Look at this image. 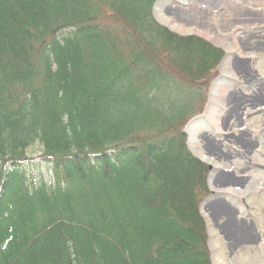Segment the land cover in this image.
I'll use <instances>...</instances> for the list:
<instances>
[{"label":"trees","instance_id":"16d2710c","mask_svg":"<svg viewBox=\"0 0 264 264\" xmlns=\"http://www.w3.org/2000/svg\"><path fill=\"white\" fill-rule=\"evenodd\" d=\"M154 1L0 0V264H211L183 127L222 53Z\"/></svg>","mask_w":264,"mask_h":264},{"label":"rangeland","instance_id":"374dc122","mask_svg":"<svg viewBox=\"0 0 264 264\" xmlns=\"http://www.w3.org/2000/svg\"><path fill=\"white\" fill-rule=\"evenodd\" d=\"M169 0H156L152 7V13L155 16V19L165 25L166 28H168L170 31L174 33H178L182 36H198L205 40H208L211 42L217 49L221 51V57L218 63L215 64L213 69H209L207 73L205 74V77L207 78L206 89L203 88L204 93H206V100L203 103L202 108L203 114L201 116L205 115L206 112V119L203 120L202 125L205 124L208 126L209 131V137L214 136L217 139H221L220 142L225 141V143H228L230 148V152H223L220 148V144L218 141H215L214 144L212 142H203L201 143V139L197 140L196 138L192 137L189 133L186 134V142L188 144V147L190 151L204 164L207 165L208 171H207V178H206V185L208 192L205 195V197L200 202V212L202 214V217L204 219L206 233H207V241H206V249L209 255V260L211 264H219L216 260L221 257V253L223 252L221 249H217L216 244L219 243L220 239H223L225 235L224 233H227L225 229L222 230V232L218 231L214 225L211 226L209 224V221L207 220V216L204 213V209H206L205 206H207L209 200L211 198H214V188L212 182L216 180L213 176L214 173V166L211 164V162L215 161L218 163H232L234 162V159L244 160L246 159L250 168L245 169L248 174L239 173L236 174L235 170L233 169L224 171V176L218 180H220L223 183H220V188H226V190H236L239 193L247 192L243 199L244 205L245 201L249 199L248 195L253 194L251 191H255V194L257 195V198H255L254 201L257 202L255 204V209L252 208V212L255 211V214L258 215L259 219L264 218V208H262L264 204V186H261L264 184V166L259 161H255V150L258 149L261 144L260 139L257 138L258 136L254 134L253 130L256 128L257 122L260 121L261 114L258 118L252 119L248 118L247 116L242 115L241 112H239V117L242 119L243 123H241L242 128L240 130L241 135L244 139H246L248 142L242 143L236 138L232 139H226L224 140L225 136L224 133H226L227 129L226 127L217 119L219 118V115L221 113V107H222V98L223 95H220L218 97V100L216 102L213 101L215 90L221 86L223 82L229 83L234 81V78L232 76L227 75V73H223V69L225 71V68H232L234 71H236L240 76H244V79L249 84H255V80L252 79L254 75H256V72L261 74L264 72V65H261L263 62L259 61V63L255 64L254 62H250L248 56L254 57L255 54H258L259 52L264 51V42H261L260 44L251 43L250 41H245L246 44L244 45L246 54L241 56L242 54H239V59L242 61H245L247 63V70H242L239 68L236 64H233L229 62V52L227 50V47H231L234 51H236V46L239 48L235 38L233 37L232 33L236 31V28L238 29L241 27L244 29L245 27H249L252 25L253 28L258 27V25L264 20V11H256L257 9H263L264 6L260 4V6H256L260 0H252V4L254 6L250 8L251 10H248V8H240L235 5H233L235 0H191V3L189 6L186 5V3L178 4L173 3V1ZM163 4V6H161ZM173 4L174 8L172 9H164L167 5ZM162 8V9H161ZM255 9V10H254ZM236 18H244L247 19L248 22H238V24L232 25L233 19ZM172 19L173 22H169ZM243 19V20H244ZM253 21V24L251 23ZM258 21V22H255ZM264 25V22H262ZM183 25V26H181ZM233 26V27H232ZM231 27L233 30H231ZM226 32V33H225ZM261 32L258 33V35H261ZM222 34V36H221ZM229 35L230 37H224L223 35ZM240 49V48H239ZM260 49V50H258ZM262 49V50H261ZM258 50V51H257ZM250 51H253L252 53ZM260 57H263L264 54L259 55ZM259 57V59H260ZM228 65V66H227ZM255 73H252V71ZM217 83H219L217 86H215ZM225 86V85H224ZM223 86V87H224ZM241 87V85H239ZM264 88V87H263ZM214 89V91H213ZM225 89V87H224ZM264 90V89H263ZM264 92V91H263ZM215 107L217 109L218 116L216 112L212 114L208 111V107L211 106ZM264 103V102H263ZM230 105L235 106L234 103L229 104L226 106V109L230 110ZM202 110V109H201ZM210 110V109H209ZM231 114V121L238 120V114L235 112V110L232 108L230 111ZM264 119V116H262V119ZM222 122V120H221ZM238 122V121H237ZM226 125V124H225ZM229 128V125L227 126ZM251 129V131H250ZM251 135V136H250ZM229 140V141H227ZM257 142H254V141ZM264 143V142H263ZM233 147L239 148V150H234ZM42 146L40 144H36L33 147L29 148L27 151V155L34 159L32 163H25L24 169L27 172L28 176H32L35 181H39L41 178L50 181L51 178L54 177L53 170L51 167V163L47 160L41 159ZM202 152H200V151ZM203 154L208 155L212 159L210 162L203 159ZM231 156V157H230ZM249 157V159L245 158ZM262 158H264V154L261 155ZM257 163L256 167H253L254 163ZM251 169V170H250ZM251 173V176L253 175V184L248 186L250 179L245 177H249L248 175ZM246 175V176H245ZM213 179V180H212ZM248 179V180H247ZM218 184V185H219ZM241 195V194H240ZM242 197L238 196L235 203L237 204L236 207H238L240 204L243 205ZM240 205V206H241ZM240 206L238 208H240ZM257 210V211H256ZM214 211V210H213ZM251 211V209H250ZM212 212V211H211ZM258 213V214H257ZM217 220V224L222 226L224 223H226V217H224L222 214L218 217H215ZM251 219H254V216L251 215ZM264 221V220H263ZM213 229H216L218 232V235L216 236L217 240L213 238L212 232H214ZM232 230L234 231V228L232 227ZM212 231V232H211ZM223 233V234H222ZM229 233V232H228ZM237 238V237H236ZM226 241V239H224ZM230 244H233V247L239 246L241 243L239 241H235V239L230 240ZM249 244V243H248ZM252 244V243H251ZM213 245L214 247L213 249ZM247 247L243 249L244 254L247 255ZM234 252V250H233ZM239 253V252H238ZM237 253V254H238ZM238 256H235L236 258ZM229 262V261H228ZM250 264H255L254 262H250Z\"/></svg>","mask_w":264,"mask_h":264},{"label":"bare ground","instance_id":"6f19581e","mask_svg":"<svg viewBox=\"0 0 264 264\" xmlns=\"http://www.w3.org/2000/svg\"><path fill=\"white\" fill-rule=\"evenodd\" d=\"M166 1V0H165ZM173 1V3H178V4H183L186 3L187 6L190 5L191 0H169ZM168 1V2H169ZM229 1V0H227ZM236 2L233 3V5L240 7L242 9L248 8V10H251L254 6L252 4V0H235ZM164 3H162L161 6H163ZM264 6V0H260L259 3L256 6ZM165 6V5H164ZM163 6V7H164ZM173 4L167 5L164 9H172L174 7ZM162 9V8H161ZM255 10V9H254ZM256 11H264L263 9H257ZM233 22L232 25L238 24V22H248V20L244 18H232ZM244 19V20H243ZM170 20L169 22H173L172 19H167ZM258 22V21H255ZM264 22V20H262ZM260 23L258 27L253 28L252 25L249 27H245L242 29L239 27L238 29L236 28V31L232 33L233 37L235 38L239 48L236 46V51H234L231 47H227V50L230 54L229 56V62L236 64L239 68L242 70H247V63L245 61H242L239 59V54H246L247 51H245L244 45L246 44L245 41H250L252 44H260L261 42H264V25L263 23ZM253 24V21H251ZM183 26V25H181ZM233 27V26H232ZM231 27V30L233 28ZM261 32V35H258V33ZM226 33V32H225ZM222 36V34H221ZM224 37H230L229 35L224 34ZM260 50V49H258ZM257 50V51H258ZM262 50V49H261ZM251 53L253 51H250ZM263 55L264 51L262 52L258 51V54H255L254 57L248 56L250 62H254L255 64L259 63V61L263 62L264 59L263 57H260L259 55ZM260 57V59H259ZM261 65H264L262 63ZM228 66V65H227ZM249 70V68H248ZM252 71V69H250ZM227 73V75L232 76L234 78V81L232 82H223L220 87H218L215 90L214 98L213 101L216 102L218 100V97L220 95H223L222 92L224 93L223 98H222V107H221V113L219 115V118L217 119L226 127L227 131L224 133V140L226 139H232L236 138L242 143L248 142L246 139H244L241 135L240 128L241 123H243L242 119L239 117V112H241V116H247L248 118H258L259 115L261 114L264 116V72L259 74L256 72V75L252 77V79L255 80V84H249L247 81L244 79V76H240L234 69L232 68H225V71L223 69V73ZM252 73H255L252 71ZM219 83H217L215 86H217ZM225 85V86H224ZM241 85V87L239 86ZM219 86V85H218ZM225 89H224V87ZM214 91V89H213ZM234 103L235 106L230 105V110L226 109V106L229 104ZM232 108L237 112L238 114V120L236 121H231L230 123L228 122L231 120V114L230 111ZM210 109V110H209ZM208 111L214 114L216 112L217 116V109L215 107L211 106L208 107ZM262 116L260 118V121L257 122L256 128L253 130L254 134L257 135L260 139L261 144L259 145L260 147L255 150V161H259L262 163L264 166V158L261 157V155L264 154V119H262ZM206 119V112L204 116H201L199 118H196L192 120L186 127L187 133H189L192 137L196 138L197 140L201 139V143L205 142H212L214 144L215 141H218L220 144L221 150L225 152H230L228 148L229 145L228 143H225V141H221V139H217L216 137H209V131L208 126L203 124V120ZM222 120V122H221ZM238 121V122H237ZM226 124V125H225ZM229 125V128L227 127ZM251 131V129H250ZM251 136V135H250ZM229 141V140H227ZM254 142H257L256 140ZM234 150H239V148L233 147ZM200 151V150H199ZM202 152V151H200ZM231 157V156H230ZM249 159V157H245ZM203 159L207 160L210 162L212 158H210L208 155L203 154ZM213 161V159H212ZM211 164L214 166V173L212 177H215L216 180L212 182L213 188H214V198H211L207 204L206 209H204V213L206 214V218L209 221V224L214 225L216 229L220 232H222L223 229L227 231V233H222L225 235V237L222 236L223 239H220L219 243L216 244L217 249H221L223 252L220 254L221 257L218 258L216 261L219 262V264H250V262H254L255 264H264V218L259 219L258 215L255 214V211L252 212V208L255 209V204H257L255 198H257V195L255 194V191H251L253 194H249L248 197L249 199L244 201L243 199L245 198L244 195L247 192L239 193L236 190H226V188H220V183L221 182L220 178L224 176V171L228 170H235L236 174L243 173L248 174L245 169L250 168L247 160H239V159H234V162L232 163H218V162H211ZM257 163L255 162L253 164V167H256ZM224 170V171H223ZM251 170V169H250ZM246 176V175H245ZM249 177H245L250 179L248 186L250 187L251 184H253V175L251 176V173L248 175ZM247 179V180H248ZM213 180V179H212ZM219 184V185H218ZM261 186H264L262 184ZM251 188V187H250ZM241 194V195H240ZM242 197V203L243 205H239L240 208L236 207L237 204L235 203L236 199ZM264 208V204L262 205ZM251 209V211H250ZM214 210V211H213ZM212 211V212H211ZM257 211V210H256ZM223 215L226 217V223H224L222 226L217 224V220L215 217H218L219 215ZM258 214V213H257ZM251 215L254 216V219H251ZM232 227L234 228V231L232 230ZM216 229H213L214 232L213 238L217 240L216 236L218 235V231ZM218 232V233H217ZM229 232V233H228ZM237 237V238H236ZM226 239V241L224 240ZM235 239V241H239L241 244L237 247H233V244H230V240ZM249 243V244H248ZM252 243V244H251ZM213 245V249H214ZM215 247V249H216ZM247 247V255L244 254L243 249ZM234 250V252H233ZM239 252V253H238ZM238 253V254H237ZM235 256H238L234 258ZM229 261V262H228Z\"/></svg>","mask_w":264,"mask_h":264}]
</instances>
